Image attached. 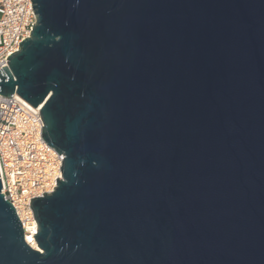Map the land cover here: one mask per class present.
I'll return each mask as SVG.
<instances>
[{"label": "water", "instance_id": "1", "mask_svg": "<svg viewBox=\"0 0 264 264\" xmlns=\"http://www.w3.org/2000/svg\"><path fill=\"white\" fill-rule=\"evenodd\" d=\"M0 94L41 106L63 178L0 264H264V0H32Z\"/></svg>", "mask_w": 264, "mask_h": 264}, {"label": "built area", "instance_id": "2", "mask_svg": "<svg viewBox=\"0 0 264 264\" xmlns=\"http://www.w3.org/2000/svg\"><path fill=\"white\" fill-rule=\"evenodd\" d=\"M32 0H0V69L7 57L19 50V42L30 37L37 23ZM41 106H34L17 92L0 94L1 191L14 205L25 230L37 222L31 198L51 193L57 178H63L62 157L42 137ZM38 226V225H37Z\"/></svg>", "mask_w": 264, "mask_h": 264}, {"label": "bare ground", "instance_id": "3", "mask_svg": "<svg viewBox=\"0 0 264 264\" xmlns=\"http://www.w3.org/2000/svg\"><path fill=\"white\" fill-rule=\"evenodd\" d=\"M37 228H38L37 222L28 224L27 226L26 239L33 247H38L36 239L33 236L37 233Z\"/></svg>", "mask_w": 264, "mask_h": 264}, {"label": "rangeland", "instance_id": "4", "mask_svg": "<svg viewBox=\"0 0 264 264\" xmlns=\"http://www.w3.org/2000/svg\"><path fill=\"white\" fill-rule=\"evenodd\" d=\"M36 248H38V247H36Z\"/></svg>", "mask_w": 264, "mask_h": 264}]
</instances>
